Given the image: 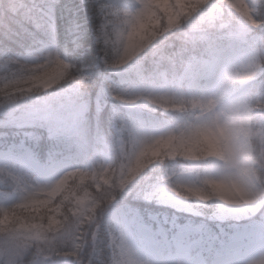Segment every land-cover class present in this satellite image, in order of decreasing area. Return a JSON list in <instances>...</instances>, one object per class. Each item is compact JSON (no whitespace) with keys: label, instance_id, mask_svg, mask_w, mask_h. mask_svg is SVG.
<instances>
[{"label":"snow or ice","instance_id":"obj_1","mask_svg":"<svg viewBox=\"0 0 264 264\" xmlns=\"http://www.w3.org/2000/svg\"><path fill=\"white\" fill-rule=\"evenodd\" d=\"M184 13L148 27L155 13L146 0L0 3V264H144L138 247L163 249L153 264H264V0H246L235 25L212 0L195 19ZM130 28L137 38L121 51ZM97 59L103 67L89 73L84 65ZM95 89L97 118L106 103L114 108L108 134L98 132L94 151L83 136L76 162L50 152L38 163L41 129L59 138L68 109L82 128ZM18 131L24 141L9 143ZM149 141L130 159L134 145ZM162 150L191 169L169 171L139 195L198 202L197 214L216 224H149L122 205ZM217 171L222 183L211 178ZM242 217L249 226L225 235L221 222Z\"/></svg>","mask_w":264,"mask_h":264},{"label":"trees","instance_id":"obj_2","mask_svg":"<svg viewBox=\"0 0 264 264\" xmlns=\"http://www.w3.org/2000/svg\"><path fill=\"white\" fill-rule=\"evenodd\" d=\"M18 55H24L23 49L17 50ZM96 55L99 56V49H96ZM86 70L91 73L93 70L99 71L102 68V64L99 59L96 60L95 64H85ZM5 74V68L0 62V75ZM66 89H61L60 92ZM99 89L93 90L90 95L92 97L91 109L87 114L86 123L82 128H79V137H68L67 135L61 134L59 138L51 137L46 128L41 129L43 134V147L36 151V158L41 164L47 163L49 159L50 152H55L60 155L63 152L66 156L72 159L73 162L81 159V149L83 147L82 137L86 136L90 144L92 145V150H95V139L98 134L107 135L109 129L111 128V119L114 115V108L111 103H106L104 108L99 113V119L97 118L96 112V100L99 96ZM49 94H43L47 96ZM110 100V98H109ZM4 133L0 130V152L4 149ZM25 136L22 131L15 132L8 137L9 143L16 142L19 143L24 141ZM189 168L181 165L180 170L185 171ZM176 170V169H175ZM173 169L164 168L163 166L157 165L153 169L149 170L144 176H142L135 185H133L130 190L122 196V205L130 207L137 211L149 224H153L154 221L151 215H157L161 220L172 221L174 223H184L186 221H191L194 224H202L207 220L210 224H216L215 221L209 220L204 215L191 214L185 211H179L171 206L159 203L156 200H149L142 198L139 193L143 191L144 188H155L158 187L160 181L163 179L164 175L169 171H175ZM192 206L198 210L202 205L198 202H191ZM213 207H220V205H213ZM251 219V218H250ZM223 232L226 235L230 230L234 228V221H224Z\"/></svg>","mask_w":264,"mask_h":264},{"label":"clouds","instance_id":"obj_3","mask_svg":"<svg viewBox=\"0 0 264 264\" xmlns=\"http://www.w3.org/2000/svg\"><path fill=\"white\" fill-rule=\"evenodd\" d=\"M4 0H0V3H3ZM146 2L150 5L151 9L154 11L155 15H152L144 20V25L148 27H155L157 19L159 21V25L161 27L166 26L167 23V16L169 14H176V15H184V10L187 9V14L191 15L193 19L199 17L202 13L206 12L208 4L210 0H146ZM212 2L216 3L219 9L222 10V19L224 22H231L233 25L239 23L240 18L243 14V10L246 6V0H212ZM259 21L255 19V17H251L249 20V24L253 27L259 26ZM129 32L132 33L131 36L125 35L120 44L121 51L123 50L124 44L128 43L130 40L137 38L136 30L129 29ZM143 53H141V56ZM115 58V56H113ZM140 57L136 58V61H139ZM136 61L132 62L128 67L129 70H134ZM3 83V81H0ZM153 141H149L147 144H137L133 146L132 153L130 159H134V156L144 150L147 147L152 145ZM167 151H170L167 150ZM162 156L165 158L163 160H158L156 165L163 166L164 168L168 169L172 165H176V174L177 176L181 172L180 165L184 163L180 157L175 159L167 158V152L162 150ZM167 174V173H166ZM211 178L213 182L222 183L223 176L222 173L217 171L211 173ZM207 191H211L210 188L206 187ZM183 191V190H181ZM121 264H128L127 258H124L121 261Z\"/></svg>","mask_w":264,"mask_h":264},{"label":"rangeland","instance_id":"obj_4","mask_svg":"<svg viewBox=\"0 0 264 264\" xmlns=\"http://www.w3.org/2000/svg\"><path fill=\"white\" fill-rule=\"evenodd\" d=\"M115 75V74H113ZM67 91V90H64L62 92H59V93H56L55 95H63V93ZM47 94V93H46ZM49 95L47 96H43L44 98H47ZM23 103H26V104H29V110L32 108V107H35L36 105L31 101V100H28V101H24ZM4 116V112L0 111V117H3ZM79 128L75 122L73 121V118H72V111L71 109H68L65 114H64V121H63V128H62V132L61 134L63 135H67L68 137H75V138H78L80 135H79ZM2 152V151H1ZM37 160V158H36ZM37 162L39 163V161L37 160ZM66 162H73L72 159L69 158L68 161ZM171 169L175 170L176 169V165H172L170 166ZM181 167V165L179 166ZM191 165H189V168L187 170H185L184 172L186 171H189L191 169ZM141 178V177H140ZM139 178V179H140ZM138 179V180H139ZM132 186H130L131 188ZM158 201L159 203H162L164 205H168V206H171L179 211H185V212H188V213H191V214H197V211L196 209L192 206L191 202H186L185 204L183 205H175V204H171V203H164V202H161L160 200H156ZM130 208V207H129ZM137 212V211H136ZM138 213V212H137ZM151 218H158L160 219L157 215H151ZM251 217H242L240 219H233L234 221V228L235 227H238V226H249V220H250ZM161 220V219H160ZM165 220V218L163 219ZM179 229H187L189 231H195L197 228H199L201 226V224H194L192 223L191 221H186L184 223H174ZM137 251V254L138 256L142 259V261L144 262V264H153V261H155L157 258H158V255L159 256H163V249H161L159 251V253H152L151 255L148 254L147 252H145L143 250V248H137L136 249ZM194 261L198 259V257H194L193 258Z\"/></svg>","mask_w":264,"mask_h":264}]
</instances>
